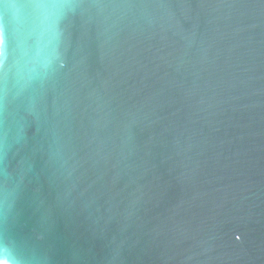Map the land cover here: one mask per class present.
<instances>
[{"label":"water","instance_id":"1","mask_svg":"<svg viewBox=\"0 0 264 264\" xmlns=\"http://www.w3.org/2000/svg\"><path fill=\"white\" fill-rule=\"evenodd\" d=\"M0 37V261L264 264V0H0Z\"/></svg>","mask_w":264,"mask_h":264},{"label":"snow or ice","instance_id":"2","mask_svg":"<svg viewBox=\"0 0 264 264\" xmlns=\"http://www.w3.org/2000/svg\"><path fill=\"white\" fill-rule=\"evenodd\" d=\"M6 49H8L6 41L2 37H0V57L4 55V51ZM2 68H3V60L0 59V70H2Z\"/></svg>","mask_w":264,"mask_h":264},{"label":"clouds","instance_id":"3","mask_svg":"<svg viewBox=\"0 0 264 264\" xmlns=\"http://www.w3.org/2000/svg\"><path fill=\"white\" fill-rule=\"evenodd\" d=\"M59 67H63V62L62 61L59 63ZM0 264H4V262L0 261Z\"/></svg>","mask_w":264,"mask_h":264}]
</instances>
